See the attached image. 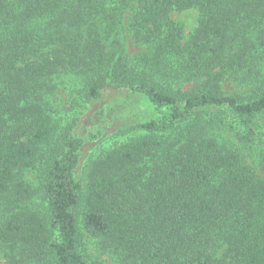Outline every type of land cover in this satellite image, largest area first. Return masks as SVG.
Returning <instances> with one entry per match:
<instances>
[{"label": "trees", "instance_id": "1", "mask_svg": "<svg viewBox=\"0 0 264 264\" xmlns=\"http://www.w3.org/2000/svg\"><path fill=\"white\" fill-rule=\"evenodd\" d=\"M192 9L183 41L171 14ZM63 76L77 106L126 88L147 112L85 182ZM0 253L264 264V0H0Z\"/></svg>", "mask_w": 264, "mask_h": 264}, {"label": "rangeland", "instance_id": "2", "mask_svg": "<svg viewBox=\"0 0 264 264\" xmlns=\"http://www.w3.org/2000/svg\"><path fill=\"white\" fill-rule=\"evenodd\" d=\"M171 16L182 27L183 41H186L198 25V11L192 9L172 12ZM131 50L135 49L131 47ZM63 79L65 82L59 87L56 95L52 97V102L55 104L56 118H60L61 123L69 122L75 116L78 117L74 131L82 140L78 171L83 182H85L93 161L103 153L140 133L138 131L127 133L123 131L128 126L146 119L147 112L142 102L137 103L132 96L128 95L126 88H107L101 99L89 101L83 106H77L75 102L72 103L73 97L71 98L69 92L74 86V82L66 76H63ZM225 138L231 140L233 138L232 133L225 132ZM28 176L33 177L32 173L29 172ZM86 240L90 252L94 255L98 254L95 246L96 241L90 235H86ZM6 259L0 253V264H5ZM101 259L106 264H116L106 255H101Z\"/></svg>", "mask_w": 264, "mask_h": 264}]
</instances>
